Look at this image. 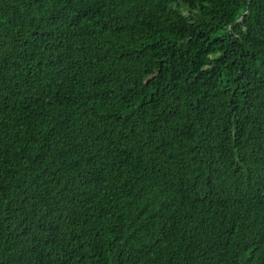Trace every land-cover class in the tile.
I'll return each instance as SVG.
<instances>
[{"label":"trees","instance_id":"1","mask_svg":"<svg viewBox=\"0 0 264 264\" xmlns=\"http://www.w3.org/2000/svg\"><path fill=\"white\" fill-rule=\"evenodd\" d=\"M0 264H264V0H0Z\"/></svg>","mask_w":264,"mask_h":264}]
</instances>
